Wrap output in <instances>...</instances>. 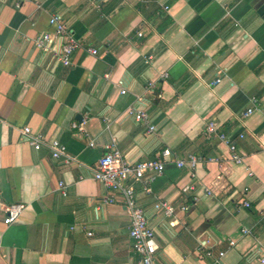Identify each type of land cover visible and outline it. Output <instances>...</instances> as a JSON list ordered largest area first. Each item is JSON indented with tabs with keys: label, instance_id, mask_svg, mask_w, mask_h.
<instances>
[{
	"label": "crops",
	"instance_id": "obj_1",
	"mask_svg": "<svg viewBox=\"0 0 264 264\" xmlns=\"http://www.w3.org/2000/svg\"><path fill=\"white\" fill-rule=\"evenodd\" d=\"M17 1L0 0V264H136L124 198L93 178L107 144L130 162L170 151L163 173L145 176L149 192L124 183L153 230L154 264H262L264 0ZM51 15L80 43L68 66L60 41L34 47ZM209 121L242 164L205 135ZM23 127L70 159L34 150ZM188 155L203 160L175 165ZM13 203L24 209L5 225Z\"/></svg>",
	"mask_w": 264,
	"mask_h": 264
},
{
	"label": "built area",
	"instance_id": "obj_2",
	"mask_svg": "<svg viewBox=\"0 0 264 264\" xmlns=\"http://www.w3.org/2000/svg\"><path fill=\"white\" fill-rule=\"evenodd\" d=\"M26 0H18L15 3V7H19L20 4ZM143 1V0H141ZM48 24L51 27V31L42 33L38 36L33 44L38 50L44 52L53 51L54 41H60V48L55 52L56 60L63 66L71 64V58L73 52L80 47L79 41L73 36L72 33L66 28L65 24L58 15H51L48 19ZM88 52L92 55L97 54V51L93 48H89ZM218 79L215 80L217 82ZM152 88V84L150 85ZM123 92V91H122ZM253 112L252 109H247L244 113V117L250 115ZM126 113L131 114L132 111L126 109ZM133 117L136 121H143L149 123L148 116L143 111H135ZM216 123L209 121L205 124V135H216V137L228 145L230 151L231 160L236 165L243 163V157L239 154L236 146L230 142L224 133H216ZM76 129L78 134H84L82 126L72 125ZM155 128L152 125H148V132L154 131ZM22 134L27 137L28 144L34 149L39 150L43 145H47L51 153V157L54 159H63L67 162L70 158L66 153L64 145L56 140L45 141L44 137L39 133H32L29 127H23ZM241 137V135H240ZM93 141L89 142V146L93 147ZM105 153L97 160L94 170L93 178L96 181L102 183L107 189L112 191H118L122 194L126 208L129 215V238L131 239L132 251L137 256L136 264H154V255L157 250V244L154 238L153 230L149 227L147 219L143 213V210L135 203L133 189L129 186H125L124 183L127 179H133L135 181H142L144 183L143 189L145 192L150 191V182L145 179L146 175L159 176L163 173L165 165L170 157V151L168 149L162 150L155 158L150 160H140L130 162L125 160L121 154L114 149L112 144L104 146ZM203 159L198 156L188 155L185 159L175 161L177 167L187 165L189 168H194ZM62 187V184L59 185ZM189 187L182 188V191H187ZM244 206H248V203L244 201ZM157 210H162L167 217H170L174 213V209L165 201L158 202L155 205ZM24 209V205L21 203H13L5 208V216L3 218V224L11 225L21 215ZM187 207L181 206L180 210L184 211ZM242 234H247L246 229H241ZM229 245L233 246L234 242L229 241ZM223 253L220 252L219 256ZM260 262L264 264V259Z\"/></svg>",
	"mask_w": 264,
	"mask_h": 264
}]
</instances>
